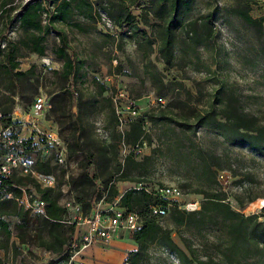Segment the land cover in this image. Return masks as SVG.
I'll return each mask as SVG.
<instances>
[{"label": "rangeland", "instance_id": "374dc122", "mask_svg": "<svg viewBox=\"0 0 264 264\" xmlns=\"http://www.w3.org/2000/svg\"><path fill=\"white\" fill-rule=\"evenodd\" d=\"M31 1L48 7L47 0H0V35H6L1 49L15 46L19 55L16 70L34 65L33 73L23 78V86L17 87L6 78L4 55L0 54V122L22 137L21 153L36 159L35 168L42 172L38 161L43 160L45 136L37 135L20 114L32 109L39 93L51 102L40 128L57 131L68 150L73 148L69 168L58 164L50 172L58 175L52 193L66 208L61 232L67 242L76 235L81 238L88 226L84 215L93 204L111 199L114 189L121 195L139 185L176 184L186 199H199L202 205L207 195L221 193L223 201L239 212L233 222L244 232L241 244L232 247L234 224L222 215L200 227L177 226L165 216L163 224L172 229L192 262L158 248L159 257L147 264H264V150L210 123L245 114L246 119L240 121L264 137V0H190L181 20L213 13L214 35L200 43L182 26L177 27L169 63L160 52L154 24L146 26L141 20L143 8L133 7V12L138 26L147 29L148 38L133 36L128 26L113 22L103 7L106 0H92V9H74L68 22L56 23L65 30L67 52L73 53L80 67L73 78L64 75V60L56 55L62 45L56 32L46 34L44 55L33 50L31 27L22 26L16 17ZM60 1L53 0L54 5ZM237 9L250 11L262 27L252 28ZM117 105L124 108L123 121ZM130 107L139 113L131 115ZM15 111L17 119L13 118ZM234 120L239 123V118ZM51 164L55 165L54 160ZM218 170L229 171L230 182L222 185ZM86 172L95 179L84 182ZM15 178L41 198L40 182L34 175L17 174ZM8 204L0 201L3 208ZM37 215L31 211L32 234L24 239L20 218L10 215V245L0 251L5 264H57L59 256L34 238L40 228ZM43 235L49 237L47 229ZM119 240L122 244L97 242L80 257L87 264H129V252L138 247L131 238Z\"/></svg>", "mask_w": 264, "mask_h": 264}, {"label": "trees", "instance_id": "16d2710c", "mask_svg": "<svg viewBox=\"0 0 264 264\" xmlns=\"http://www.w3.org/2000/svg\"><path fill=\"white\" fill-rule=\"evenodd\" d=\"M190 0H106L103 4L104 9H108L113 22L119 27L128 26L133 36L142 34L144 38H148V31L146 28H140L138 26V16L133 12L134 8H143L141 13V20L146 26H153L156 28V34L160 39V52L166 61L171 62V56L173 52V44L176 40V29L182 26L183 31L190 36L194 41L200 43L209 42L214 35L215 25L213 24V13L193 20H181L183 14L188 10ZM48 7H45L41 1L36 3H29L23 7L16 15L21 20V25L24 27H31L29 38L32 41V48L40 55H44L46 51L43 44L46 34L54 31L61 36L62 45L56 49V55L63 59V73L65 76H71L73 78L77 75L79 65L73 53L67 52L68 40L67 34L62 27H59L57 22H68L71 18V14L74 9L85 12L84 9H92L94 1L92 0H61L54 5L53 0H47ZM142 5V6H141ZM237 13L243 17V19L252 27H262V21L260 19L251 16L247 9H237ZM45 13V23H43L42 15ZM88 13V12H87ZM16 20L13 18L11 22ZM153 22V23H152ZM80 26V24H78ZM0 46L2 39L6 36L1 34ZM15 46L9 47L8 51H3L0 47V54L4 55V74L11 84L21 87L23 86V78L29 77L33 73V67L29 69H19L17 58L19 55L16 53ZM5 52V53H3ZM72 97L75 94L70 89ZM15 95V93H12ZM36 97V96H35ZM35 99V98H34ZM236 118H239V123L235 122ZM228 121H210L212 125L217 128H222L226 132L232 134V136L238 135L242 141L248 142L254 145L256 148L264 150V137H261V133H255V129L245 121V114H240L238 117L235 114L228 116ZM70 147V154L72 151ZM69 154V155H70ZM52 158L48 160L38 161V169L44 173H50L54 171V168L58 166V163L52 165ZM219 171V170H218ZM217 171V172H218ZM84 182L88 180H94L95 176L90 173H84ZM8 190H13L14 193L19 196L21 189L17 186H23L21 179L11 177L5 182ZM38 190H40L41 198L46 202V212L36 213L38 233L34 234L35 240L46 248L49 252L57 254V264L64 263L73 254L71 252L72 240L67 242V238L62 235L61 227L63 223V216L66 212V208L59 203V196L54 195L52 192L54 187H41L40 183L37 184ZM95 190H100L96 187ZM19 191V192H17ZM119 195V190L114 189L111 199L113 200ZM94 197V195H93ZM225 199L221 193H212L207 195V199L204 200L201 208L195 211L182 210L177 207H171V211L167 215H158L154 213L153 206L166 205V201L154 197L145 188L132 187L121 194L120 205L128 208L129 210L136 211L140 214L143 220V226L136 230L132 234H126L123 237L131 238L137 245V249L129 252L127 262L129 264H147L155 260L159 256L156 255V249L165 248L171 253L176 254L179 259L185 262L190 257L185 250L178 244V241L172 235V229L163 224L162 220L165 216H168L174 224L177 226H203L208 221H212L214 218L222 215L225 219L234 224V230L236 235L232 241V247H238L241 242L240 238L243 236V231L235 227L234 216L239 212L232 209L229 203L223 201ZM9 202L6 208L0 205V251L7 250L10 245L11 238V220L10 215H16L20 218L19 227L21 229L20 236L24 239L26 235L32 234L31 231V211L25 209L23 206L18 207V201L15 198H6ZM4 200H1L4 201ZM93 198L91 199V201ZM96 204V203H95ZM92 205V208L94 205ZM91 211V209H90ZM89 211V212H90ZM88 212V213H89ZM87 213V214H88ZM42 214V215H41ZM199 218H196L198 217ZM250 218L244 217V220ZM30 227V229H29ZM38 228V227H37ZM48 230L49 237H44V230ZM264 232V230H262ZM260 234L253 235V238H258ZM188 249L192 252L190 247ZM193 253V252H192ZM191 262L192 260L189 259ZM203 263V262H201ZM240 263V262H239ZM0 264H5V258L0 253ZM207 264V263H204ZM232 264H238L232 262Z\"/></svg>", "mask_w": 264, "mask_h": 264}, {"label": "built area", "instance_id": "2783aa9c", "mask_svg": "<svg viewBox=\"0 0 264 264\" xmlns=\"http://www.w3.org/2000/svg\"><path fill=\"white\" fill-rule=\"evenodd\" d=\"M121 90V89H120ZM124 89H122L123 91ZM120 93V92H119ZM116 94L115 99L117 98ZM45 93L36 95L32 109L23 111L22 121L37 131V135L45 136L44 149L42 151V159L48 160L52 158L55 163L69 168L71 159L66 142L60 137L57 131L47 132L40 128L41 122L45 118L46 112L51 108V102L48 101ZM123 106L117 105V113L119 119L123 121ZM131 115H137L138 109L129 108ZM18 112L13 113V118L17 119ZM1 118V114H0ZM20 120V119H19ZM12 127L3 126L0 122V201L6 198H15L20 206L35 213L46 212V202L42 198H37L33 193L24 186L17 185L21 189V194L17 196L13 190L6 188L5 182L17 174L34 175L45 187H55L57 184V176L55 173H43L37 171L34 165V159L31 156L21 153L20 145L22 137L13 133ZM56 148L53 153L52 149ZM52 148V149H51ZM231 175L227 170H219L217 179L225 185L230 182ZM137 188H145L149 193L158 199L166 201V205L153 206L154 213L158 215H167L171 211V207H177L182 210L195 211L201 208V200L186 199L182 188L176 184H163L157 187L149 185L136 186ZM121 195H117L113 200H101L91 211L84 215V222L88 225L85 233L80 239L76 237L71 243L70 258L62 264H87L85 259L80 255L84 250L97 242L109 244L114 240L123 237L126 234H132L143 226V220L136 211L129 210L120 205Z\"/></svg>", "mask_w": 264, "mask_h": 264}, {"label": "crops", "instance_id": "0c3cea01", "mask_svg": "<svg viewBox=\"0 0 264 264\" xmlns=\"http://www.w3.org/2000/svg\"><path fill=\"white\" fill-rule=\"evenodd\" d=\"M119 241H121V240L117 239V240L112 241L111 243H113V244H122V243H119ZM133 245H134V244H133ZM122 253H123V252H122ZM122 256H123V257H121V258H125V257H126V253H123Z\"/></svg>", "mask_w": 264, "mask_h": 264}]
</instances>
